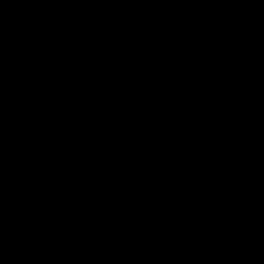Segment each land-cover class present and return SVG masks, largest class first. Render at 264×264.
I'll return each instance as SVG.
<instances>
[{
  "label": "water",
  "instance_id": "water-1",
  "mask_svg": "<svg viewBox=\"0 0 264 264\" xmlns=\"http://www.w3.org/2000/svg\"><path fill=\"white\" fill-rule=\"evenodd\" d=\"M0 264H264V0H0Z\"/></svg>",
  "mask_w": 264,
  "mask_h": 264
}]
</instances>
